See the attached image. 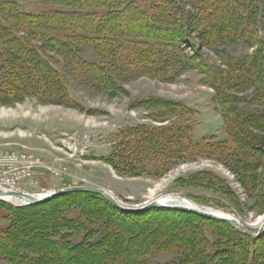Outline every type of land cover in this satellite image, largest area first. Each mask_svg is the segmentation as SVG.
Returning a JSON list of instances; mask_svg holds the SVG:
<instances>
[{
    "label": "rangeland",
    "instance_id": "374dc122",
    "mask_svg": "<svg viewBox=\"0 0 264 264\" xmlns=\"http://www.w3.org/2000/svg\"><path fill=\"white\" fill-rule=\"evenodd\" d=\"M132 1L146 11L154 8L157 0L124 3ZM165 1L174 15L172 21L166 13L155 26L138 23L137 28H129V34L121 33L120 24L119 41L92 38L69 40L64 47L52 43L45 47L25 27L18 31L20 38L44 52L60 84L53 87L38 79L41 65L18 46L0 57V81L6 76L15 78L10 75L15 68L32 76L28 90L17 101L9 102L0 95V153L5 160L0 165V185L9 183L40 197L68 188H97L129 209L175 196L195 207L229 214L257 233L264 223V153L243 144L242 140L249 139L242 129L235 132L241 145L236 151L220 149L230 142L229 131L234 130L231 116L256 118L264 113L254 102L259 90H264V78H258L260 67L253 64V58L259 57L264 66V33L249 22V27L258 29L254 37L259 45L251 41L253 35L240 38L230 32L203 41V29L193 32L185 25L188 18L199 16L195 5ZM238 1L251 8L264 6V0ZM0 2H15L34 15L75 9L61 0ZM93 4H89L90 10L96 8ZM260 11L256 14L259 20ZM97 12L103 14L105 8ZM0 22L14 28L16 21L5 20L0 14ZM10 56L12 65L5 66ZM240 63L252 70L258 82L252 89L228 93L234 104L227 113L229 106L221 101L220 71L230 72V66ZM236 74L243 75L241 71ZM255 174L262 181L254 187ZM55 198L18 216L16 229L23 232L11 236L21 244L16 250L13 244L0 242V264H31L17 260L19 252L33 259V264H48V251L42 246L46 242L40 237L45 227L57 240L70 238L74 243L96 241L109 234L99 250L102 259L89 264H125V256L138 247L144 249L140 256L146 254L140 264H194L191 257L201 260L196 249L201 235L215 243L212 250L220 253L204 264H243L245 238L223 224L157 209L125 216L101 199ZM7 206L23 207L0 201V233L12 225L5 218ZM59 215L76 219L77 225L57 228L53 220ZM81 221H86L88 228ZM27 222L31 225H25ZM33 229L35 238L30 234ZM225 249L231 254L226 255ZM60 253H53L52 261L57 264H66L71 255L79 254L78 250L69 252L68 259H63Z\"/></svg>",
    "mask_w": 264,
    "mask_h": 264
},
{
    "label": "trees",
    "instance_id": "16d2710c",
    "mask_svg": "<svg viewBox=\"0 0 264 264\" xmlns=\"http://www.w3.org/2000/svg\"><path fill=\"white\" fill-rule=\"evenodd\" d=\"M65 1L69 5H72L75 7L74 11H59L55 14H29L24 11H22L17 3L15 2H0V14L5 20L8 19H14L16 31L13 27L10 25L2 24L0 22V57L5 58V56L8 54L9 51H13L12 47H20L24 50V52L32 56L36 59L39 65H41L42 69L40 72L37 73L38 79H43L46 83L49 85L56 87L60 84L59 79L56 77V69L53 65H51V62L49 59L45 56L44 52L39 49L36 46L28 44L26 39L20 38L18 31H21L23 28L28 30V33L32 35L33 37L40 39L45 47H49L48 44H59L61 47L66 46L69 40H89L94 38L95 40L107 42L112 40L119 41L121 39L120 34L118 33L119 25L122 24V32L124 31L129 34V28H137L138 23L147 24L146 26H155L154 24L160 20L163 21L164 15L167 13V16H171L167 19L168 21H172L174 15L171 11L168 10L169 3L165 0H157L154 2V8L149 10H142L140 7L136 6L134 2H127L124 3V0L119 3V0H113V5L108 3L109 0H61ZM184 5H195V8L200 13L199 16L196 17V19L188 18L186 20V28H188L189 31H197L198 29H203V34H201V39L203 41L210 42L213 38L218 39L220 35L226 34L227 32H230L232 36H237L240 38H243L245 36H251V41L253 44L259 45L256 41V38L254 37V33L258 32V29L255 30V28L249 27L248 24L252 25H258L260 27L261 32L264 33V6L260 5H253L251 8L247 2H242L238 0H216L214 3L213 0H181ZM90 3H94L93 6H96L93 10H90L91 5ZM192 3V4H191ZM251 5V4H250ZM105 8V12L103 14H100L97 12V9H103ZM92 9V8H91ZM90 10V11H89ZM260 11V14H262V18L259 20L256 14ZM165 11V13H164ZM163 12V13H162ZM225 12V13H224ZM225 14V15H224ZM253 14V15H252ZM13 15V17H11ZM119 18H121L123 21L120 23ZM262 20V22H261ZM23 24V25H21ZM93 32H95L93 34ZM165 43V41H163ZM162 42V44H163ZM160 43V42H159ZM161 44V43H160ZM261 45V43H260ZM70 46V45H69ZM72 48V47H71ZM151 52V51H149ZM13 53V52H12ZM145 53V51H143ZM6 54V55H5ZM11 59L13 60V57H7V61L5 62V66L11 64ZM13 62V61H12ZM261 59L259 57L253 58V64L255 68L260 67V74L258 73V78H264V71L262 68L264 66L261 65ZM244 64V63H243ZM237 64L236 66H230L231 70L230 72H221L220 75L221 80H219V84L223 91V97L221 101H225V104H227L229 107H226L227 113L229 110H231V106L234 104L232 96H228V93L232 91H243L245 89H252L255 87L256 82H258V79L255 77V75L252 73V70L248 68L247 66ZM12 65V64H11ZM241 69V70H240ZM241 71L243 75H237L236 72ZM9 73H7L8 75ZM36 74V73H35ZM10 75L15 78L12 80H8L7 76L3 75L4 81L2 82V85H0V95H2L7 101L13 102L17 101L21 95H24L26 91L28 90L30 84L32 83L31 80V74H28L26 76L21 72L19 69H14V72L10 70ZM21 78V81H20ZM11 81V83H9ZM8 84L7 85H3ZM13 85V86H12ZM14 88V90H13ZM15 95V96H13ZM255 104L259 107L264 108V90H259L257 95L255 96ZM224 104V105H225ZM233 120L235 122H233ZM238 120V121H237ZM232 121V127L234 130L229 131V143L228 144H222L221 145V151L225 152H233L236 151L237 148H239L241 145L239 144V139L236 136V131L238 132L239 129L244 130V132L247 134V137L249 139L248 142H245L242 140L243 144L246 145L247 148H252L255 151H259L261 153H264V136L257 135V133H254L253 131H257L260 133H264V113L262 115H259L256 118H252V116H243L239 115L237 118L234 116H231ZM237 123V125H236ZM232 129V128H230ZM176 142L178 140H175ZM218 146V145H216ZM220 147V146H219ZM223 147V148H222ZM262 179L257 176V174L254 175V184L259 186L258 181ZM264 183V177L263 181ZM261 182V183H262ZM255 187V186H254ZM85 197V198H95V199H101L108 203L112 208V204L108 202L105 198L95 195V194H89V193H71L61 196V198H75V197ZM56 199V198H55ZM54 199V200H55ZM52 201V200H51ZM51 201L45 202L43 204L39 205H33V206H26L22 208H16V207H10L7 206L5 209V218H7L9 221H11V224L9 227L5 228L0 233V242H8L10 244H13V247L17 250L18 246H20L21 242L18 241H12L11 233L17 232V236L22 234V229H16V225L18 220V216L21 213L28 212L32 209L41 208L47 203H50ZM116 211H118L120 214L128 216L129 214H126L124 212H120L115 208ZM158 211H163L167 213H184L188 215H194L198 218L207 220L209 222L215 223V224H223L227 227H229L231 230L235 232V235L244 236L245 243H246V250L244 253V261L243 264H264V234L261 238L258 240H251L249 237L244 235L241 231L237 230L236 228L223 223L218 222L211 219H206L198 214L189 212V211H179V210H173V209H157ZM61 215V214H60ZM58 216L57 221L53 220L54 225L59 228L63 225L66 227H69L71 225H77L76 219H68L66 217H60ZM62 218V219H61ZM82 226L88 228V224L86 221H81ZM25 225H31L30 222L25 223ZM46 226V225H44ZM16 229V230H15ZM43 229V228H42ZM35 229H33L34 231ZM30 232V234H33V238H35L37 231ZM10 232V233H9ZM5 234L9 236L6 238ZM22 236V235H21ZM32 236V235H31ZM40 237L46 242L44 245V248L48 251V256L45 259V263L48 264H57L56 262L52 261L54 260V251L61 250L60 256L63 259H68L67 254L69 252L73 253L74 251L78 250L77 256H70L69 264H74V262L82 264H89V261L94 262L97 260L102 259V254H99V250L101 246L106 242L107 238L109 237V234L105 235L101 239H98L96 241H93L92 239H87L86 242H80V243H74L70 240V238H61L60 240H57L53 236V232H48L47 227H45L40 234ZM201 235V242L197 246V252L198 256L201 260L197 261V258L191 257L192 262L194 264H200L203 261L204 263H207L210 259H215L216 255L220 256V253L216 252V250H212V248L216 245L215 243H210V241ZM16 240V239H15ZM18 242V243H17ZM242 243V242H241ZM19 244V245H17ZM124 245L126 243H123ZM254 246V247H253ZM126 247V245H125ZM211 247V249H210ZM142 247H138L133 254H128L125 261H123L125 264H139L141 262H144L146 254H143V257L141 253L144 249H141ZM58 249V250H57ZM141 249V250H140ZM224 252H227L226 255H230L228 249H225ZM139 258H132L134 257ZM222 254V253H221ZM239 253H237L238 255ZM259 254L262 256L260 258ZM26 254L19 252V255L16 257V259L23 261L27 260L28 263L33 264V259L26 258ZM58 258V257H57ZM96 258V259H95ZM240 258V254L238 255V259ZM81 259H83V262H81ZM95 259V260H94ZM138 259V260H137ZM241 259V258H240ZM205 261V262H204ZM66 263V264H68ZM220 264H223V262H219ZM227 264H233V263H227Z\"/></svg>",
    "mask_w": 264,
    "mask_h": 264
},
{
    "label": "water",
    "instance_id": "95a60500",
    "mask_svg": "<svg viewBox=\"0 0 264 264\" xmlns=\"http://www.w3.org/2000/svg\"><path fill=\"white\" fill-rule=\"evenodd\" d=\"M71 193H89V194H95V195L101 196V197L105 198L106 200H108V202L110 204H112L116 209H118L122 212H125V213H143V212L151 210V209H173V210L193 212V213L198 214V215H200L206 219H211V220H215L218 222L226 223V224L236 228L237 230L241 231L244 235L249 237L251 240H258L264 234V223H262V225L259 228L257 233H253L249 229H247V227L242 225L239 221H237L234 218H231V219L225 218V217L223 218V217L216 215L212 211L205 210V209L200 208V207H199L200 209L191 208V207H187V206L166 207V206L160 205L157 201H154L151 204H148L147 206H144V207L139 208V209L125 208L121 204H119L112 197V195L110 193H108L107 191L102 190V189H97V188H90V187H76V188L63 189L59 192H55L53 194L47 195V196L42 197V198H37L35 196L25 194V193H21V192H18V193L17 192H13V193L0 192V198L1 197H13V198H17L20 200H24L28 203L29 206H33V205L43 204L47 201L52 200L55 197L63 196L66 194H71Z\"/></svg>",
    "mask_w": 264,
    "mask_h": 264
},
{
    "label": "bare ground",
    "instance_id": "6f19581e",
    "mask_svg": "<svg viewBox=\"0 0 264 264\" xmlns=\"http://www.w3.org/2000/svg\"><path fill=\"white\" fill-rule=\"evenodd\" d=\"M69 189V188H68ZM160 205H162V206H166V207H180V206H187V207H191V208H198V209H200L199 208V206L198 207H195L194 205V203H192V202H185V201H188V200H181V199H178L177 197H175V196H165V197H160V198H158L157 200H156ZM152 203V202H151ZM150 204V203H149ZM184 204H187V205H184ZM188 205H190V206H188ZM194 206V207H193ZM205 210H207V209H205ZM180 211V210H179ZM209 211H212L213 213H215L216 215H218V216H220V217H225V218H229V219H231V218H233V217H231V215H229V214H226V213H223V212H217V211H213V210H209ZM125 213V212H124ZM129 214V213H128ZM262 223V222H261ZM260 223V224H261ZM262 225V224H261ZM254 226H256V225H254ZM254 247V246H253Z\"/></svg>",
    "mask_w": 264,
    "mask_h": 264
},
{
    "label": "built area",
    "instance_id": "2783aa9c",
    "mask_svg": "<svg viewBox=\"0 0 264 264\" xmlns=\"http://www.w3.org/2000/svg\"><path fill=\"white\" fill-rule=\"evenodd\" d=\"M5 162V160L3 159V155L0 153V165H2L3 163ZM0 192H5V193H12V192H22V193H27V194H31V195H34V196H37L33 193H29L27 191H24V190H21L19 188H16L15 186L9 184V183H6V184H1L0 185ZM37 197H40V196H37ZM5 200L7 202H14V203H20V206H24L25 203L22 202L21 200H18L16 198H5Z\"/></svg>",
    "mask_w": 264,
    "mask_h": 264
}]
</instances>
